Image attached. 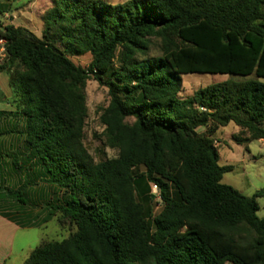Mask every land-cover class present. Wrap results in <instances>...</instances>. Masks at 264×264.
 <instances>
[{
    "label": "trees",
    "instance_id": "1",
    "mask_svg": "<svg viewBox=\"0 0 264 264\" xmlns=\"http://www.w3.org/2000/svg\"><path fill=\"white\" fill-rule=\"evenodd\" d=\"M50 2L40 37L5 27L12 110L0 126L12 125L0 131L10 142L0 214L75 231L24 264H264V190L247 197L221 183L233 166L219 165L214 139L230 123L237 145L264 139V0ZM84 55L86 68L71 61ZM195 73L243 79L177 98L180 76ZM91 78L107 90L99 122L117 152L99 162L83 145ZM138 178L157 186L158 213L137 201Z\"/></svg>",
    "mask_w": 264,
    "mask_h": 264
},
{
    "label": "rangeland",
    "instance_id": "2",
    "mask_svg": "<svg viewBox=\"0 0 264 264\" xmlns=\"http://www.w3.org/2000/svg\"><path fill=\"white\" fill-rule=\"evenodd\" d=\"M114 3H120L126 0H107ZM0 5L3 6L4 13L0 14V18L6 25L21 27L29 30L37 37L41 36V17L43 13L51 7L50 0H0ZM158 41L150 39L149 54L151 56L159 55L157 49ZM90 56L71 58V61L83 68H86L90 63ZM8 78L4 70L0 71V79ZM238 76L227 74H186L180 76L181 89L177 94V98L184 99L190 97L197 89L210 84L223 82L226 80H242ZM9 88V86H8ZM10 90V88H9ZM11 95V91H10ZM87 117L84 122V138L83 145L87 152L92 156L95 162L114 158L117 152L105 146L103 137V126L99 122L101 109L108 104L107 90L98 85L92 78L87 81L85 87ZM9 97H6L4 91L0 90V109L9 112L12 109L9 106ZM12 120V119H11ZM132 120L130 119L129 122ZM12 125L10 122L1 124V128L7 129ZM239 129L232 123L220 128L214 135L215 145L218 154L221 157L220 166L231 165L233 170L226 172L221 179V183L232 187L241 194L247 197L253 196L258 191L264 190V144L258 141H251L247 146H237L233 140V135L237 134ZM203 132V129H199ZM9 137L0 138V148L3 150L8 148ZM231 160V161H227ZM4 172L3 182L5 185L14 186L16 182L12 176H7L8 167L6 164L1 165ZM139 171H142L140 168ZM151 184L145 178H138L135 182V197L138 202L143 204L145 210L149 207L152 214L160 211L162 203L160 200L152 197ZM259 209L256 215L259 218H264V195L257 199ZM7 204L3 205L0 200V213L6 212ZM8 212V211H7ZM0 217L7 220L3 216ZM16 220L21 221L20 218ZM9 221V220H7ZM11 222V221H9ZM13 223V222H11ZM14 224V223H13ZM16 225V224H15ZM75 229L68 225L59 226L55 219L42 225L41 227L21 228L13 239V264H23V259L18 258L16 254L20 249L25 250L28 254L31 250L44 242L60 241L73 233ZM25 238L26 244L21 241ZM27 256V255H23Z\"/></svg>",
    "mask_w": 264,
    "mask_h": 264
},
{
    "label": "crops",
    "instance_id": "3",
    "mask_svg": "<svg viewBox=\"0 0 264 264\" xmlns=\"http://www.w3.org/2000/svg\"><path fill=\"white\" fill-rule=\"evenodd\" d=\"M105 1L109 4H117V3L110 2L107 0H105ZM120 3H122V2H120ZM42 29H43V22L41 20L40 32L42 31ZM0 90L5 92L6 97L10 96V90L8 88L7 76H6V78L1 77V79H0ZM6 109H0V111L6 110ZM258 142L261 144H264V139L258 140ZM237 146L241 147L242 145H237ZM246 146L247 145H245V147ZM218 156H219V154H218ZM220 159H221V157L219 156V161H220ZM227 161H231V160H227ZM20 229L21 228L18 227L17 225H15V224H13V223H11V222L0 217V264H13L11 261L13 255H14V253H13V239L15 237V234ZM21 241H23V243L26 244L25 238H22ZM30 252H28V254H26L27 252H25V250L20 249L18 251V253L16 254V256L18 258L22 257L23 264H24V260L27 258V256L29 255ZM23 255H27V256L25 257Z\"/></svg>",
    "mask_w": 264,
    "mask_h": 264
},
{
    "label": "built area",
    "instance_id": "4",
    "mask_svg": "<svg viewBox=\"0 0 264 264\" xmlns=\"http://www.w3.org/2000/svg\"><path fill=\"white\" fill-rule=\"evenodd\" d=\"M6 26L7 25L4 24L2 19L0 18V71L2 70V67L4 66V64L8 59V50H7L8 41L4 36ZM150 188H151L152 197L156 198L157 200H160L159 190L157 186L151 184Z\"/></svg>",
    "mask_w": 264,
    "mask_h": 264
}]
</instances>
